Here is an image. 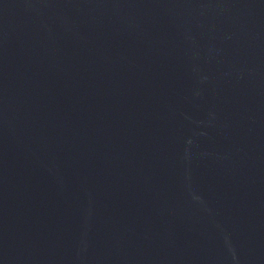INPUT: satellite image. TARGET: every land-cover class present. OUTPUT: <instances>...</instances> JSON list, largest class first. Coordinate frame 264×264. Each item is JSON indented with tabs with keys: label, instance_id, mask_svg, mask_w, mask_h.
Returning a JSON list of instances; mask_svg holds the SVG:
<instances>
[{
	"label": "water",
	"instance_id": "obj_1",
	"mask_svg": "<svg viewBox=\"0 0 264 264\" xmlns=\"http://www.w3.org/2000/svg\"><path fill=\"white\" fill-rule=\"evenodd\" d=\"M264 96V0H0V110Z\"/></svg>",
	"mask_w": 264,
	"mask_h": 264
}]
</instances>
